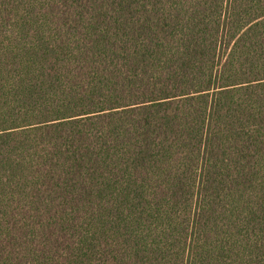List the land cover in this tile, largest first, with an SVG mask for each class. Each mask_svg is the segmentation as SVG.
<instances>
[{
    "label": "trees",
    "instance_id": "trees-1",
    "mask_svg": "<svg viewBox=\"0 0 264 264\" xmlns=\"http://www.w3.org/2000/svg\"><path fill=\"white\" fill-rule=\"evenodd\" d=\"M0 264H264V0H0Z\"/></svg>",
    "mask_w": 264,
    "mask_h": 264
}]
</instances>
